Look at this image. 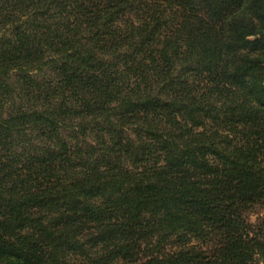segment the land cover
Returning <instances> with one entry per match:
<instances>
[{
  "label": "trees",
  "instance_id": "obj_1",
  "mask_svg": "<svg viewBox=\"0 0 264 264\" xmlns=\"http://www.w3.org/2000/svg\"><path fill=\"white\" fill-rule=\"evenodd\" d=\"M264 0H0V264H264Z\"/></svg>",
  "mask_w": 264,
  "mask_h": 264
},
{
  "label": "rangeland",
  "instance_id": "obj_2",
  "mask_svg": "<svg viewBox=\"0 0 264 264\" xmlns=\"http://www.w3.org/2000/svg\"><path fill=\"white\" fill-rule=\"evenodd\" d=\"M249 222L256 225L264 220V206L255 207L248 215Z\"/></svg>",
  "mask_w": 264,
  "mask_h": 264
}]
</instances>
